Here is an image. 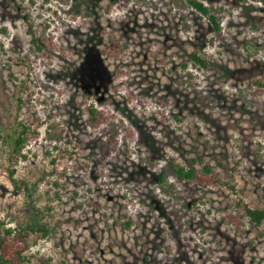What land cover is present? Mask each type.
I'll use <instances>...</instances> for the list:
<instances>
[{"label":"rangeland","instance_id":"374dc122","mask_svg":"<svg viewBox=\"0 0 264 264\" xmlns=\"http://www.w3.org/2000/svg\"><path fill=\"white\" fill-rule=\"evenodd\" d=\"M201 1L219 32L186 0H0V220L48 228L29 233V264H264V221L236 204L264 206V90L252 84L264 74V6ZM46 22L59 46L50 60L31 42ZM20 80L33 100L18 112ZM89 102L115 118L91 128ZM18 119L37 133L15 186L6 135ZM201 157L227 184L174 174Z\"/></svg>","mask_w":264,"mask_h":264},{"label":"trees","instance_id":"16d2710c","mask_svg":"<svg viewBox=\"0 0 264 264\" xmlns=\"http://www.w3.org/2000/svg\"><path fill=\"white\" fill-rule=\"evenodd\" d=\"M87 6L92 7L93 0H80ZM246 0H236L238 3H243ZM260 3L264 6V0H252ZM186 4L199 14L205 16L209 21L210 26L215 32L221 30L220 20L217 15L201 0H186ZM107 11L110 9V5H107ZM79 15L86 17L89 15L87 10L82 11L81 8L74 10V18ZM51 24L46 22L44 24L43 31L39 35H35L31 38L34 49L43 57L51 59L52 53L59 49L57 42L54 39V34L50 30ZM35 33V32H34ZM190 59L194 62V65H198L202 68H207L208 64L205 59L199 57L196 53L190 55ZM17 78V77H16ZM252 84L259 92L264 90V74L260 77L253 79ZM19 91L17 94V109L18 112L33 100L32 93L29 92L30 88L25 81L20 80ZM25 95V96H24ZM87 121L91 128L98 129L101 126L107 125L114 118L115 114L110 113L102 108H98L93 102H89L86 106ZM53 128H58L56 125ZM37 131L36 126L32 122L23 121L18 119L11 130L6 135V142L9 148V160L10 165L7 168L8 175L11 181L17 186V181L13 177L14 166L20 161L27 158L24 148L27 142L34 136ZM116 143L115 134L112 132L107 138V144L112 146ZM66 153H60L57 157V161L64 160ZM56 159H53L55 161ZM200 162L203 163L204 159L201 157ZM174 174L182 180L192 181L199 186H211V185H224V182L217 171L209 164L203 163L201 167L186 166L183 164H177L173 167ZM159 182L165 183L167 181L166 175L161 174L159 176ZM229 188L235 191L233 185H229ZM237 206L241 208L244 216L254 226H259L264 221V206L254 207L243 198H238ZM124 226L129 228L133 223L127 218L126 213H123ZM225 221L233 224L238 230H242L243 222L240 216L234 214H227ZM42 232L43 236H47L49 230L46 226L40 223H30L27 227L15 228L6 226L4 222L0 220V264H29L30 259L26 252L29 249V233Z\"/></svg>","mask_w":264,"mask_h":264}]
</instances>
